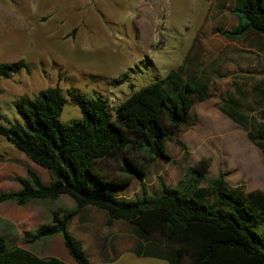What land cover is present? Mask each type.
Returning a JSON list of instances; mask_svg holds the SVG:
<instances>
[{
  "label": "rangeland",
  "instance_id": "374dc122",
  "mask_svg": "<svg viewBox=\"0 0 264 264\" xmlns=\"http://www.w3.org/2000/svg\"><path fill=\"white\" fill-rule=\"evenodd\" d=\"M234 1L0 0V63L25 60L31 68V72L22 69L0 78V126L22 121L15 106L17 99L23 95L34 98L50 86L58 85L64 92L67 101L61 120L72 123L83 117L69 94L72 88L106 100L111 110L134 90L172 70L182 69L185 75L197 70L203 76L201 69L205 68L204 75L211 79V98L195 101L192 124L174 129V139H167L172 160L147 159L138 151L126 150L97 161L95 171L109 180L124 177L126 158L144 173H131L132 182L123 195L141 198L144 188L154 197L160 180L177 186L187 168L208 159V178L222 170L233 186L244 183L247 190H264L263 151L250 139L248 129L221 110L233 104L254 119L263 118L253 87L264 79V36L223 34L238 23L240 12L232 11ZM232 99L239 101L236 104ZM175 138L187 144V157ZM0 155V191L18 190L21 185L15 177H27V167L37 170L45 182L52 179L47 169L2 134ZM207 184L208 179L201 182ZM75 207L69 195L26 205L0 203V234L7 236L10 245L40 256L56 255L60 251L56 236L26 242L25 232L36 233L41 225L51 223L55 214L63 216ZM69 230L84 239L90 260L101 244L131 250L137 240L129 222L108 224L105 212L93 206L83 208ZM153 237L163 247H174L158 233ZM130 257L126 254L115 264L156 263L149 257L130 262Z\"/></svg>",
  "mask_w": 264,
  "mask_h": 264
},
{
  "label": "trees",
  "instance_id": "16d2710c",
  "mask_svg": "<svg viewBox=\"0 0 264 264\" xmlns=\"http://www.w3.org/2000/svg\"><path fill=\"white\" fill-rule=\"evenodd\" d=\"M232 11L240 12L238 23L231 30H223L224 35L239 34V38L252 32L264 36V0H235ZM22 69L31 72L25 60L2 62L0 78ZM201 73L203 76L192 70L185 75L182 69L172 70L134 90L111 109L114 114L106 100L72 88L69 94L83 113L72 123L61 120L67 98L58 85L42 89L34 98L23 95L17 99L15 106L22 121L1 125L0 134L47 169L52 179L45 182L37 170L27 167V177H15L20 189L1 190L0 203L26 205L62 195H69L76 203L63 216L55 214L53 221L41 225L36 233L25 232L26 242L61 234L79 264H92L82 240L69 226L83 208L93 206L106 213L108 224L124 220L132 225L139 255H154L171 264H264V190H247L244 183L233 186L222 170L208 178V159L187 168L177 186L160 180L154 197L144 188L141 198L123 195L132 174L144 173L126 158L124 177L109 180L95 171L97 161L126 150L138 151L147 159L172 160L167 139H174V129L192 124L195 101L211 98V79L204 75L205 68ZM131 87L135 89V85ZM253 91L259 96L262 119H254L233 104L221 110L248 129L250 139L264 153V79L257 81ZM232 101L237 104L239 99ZM175 140L187 157V144L180 138ZM207 179L208 184L201 185ZM154 233L174 247L159 245ZM0 264L66 263L56 256L42 257L20 245H10L7 236L0 234Z\"/></svg>",
  "mask_w": 264,
  "mask_h": 264
},
{
  "label": "crops",
  "instance_id": "0c3cea01",
  "mask_svg": "<svg viewBox=\"0 0 264 264\" xmlns=\"http://www.w3.org/2000/svg\"><path fill=\"white\" fill-rule=\"evenodd\" d=\"M55 236H56V240L58 241V243L60 245V248H59L60 251L58 254L51 255V256H56V257L62 259L63 261L64 260L67 261L69 264H79L71 256L70 253H66L68 248L66 247L67 248V250H66L64 237L61 234H57ZM76 237L79 238L80 240H82L83 246H84L85 250L87 251L88 247H87L84 239L80 236H76ZM136 245H137V240H136L135 244L131 247V250H130V249H127L124 247L116 249L114 246L109 247L108 245L106 246L104 244H101L100 248L93 252L94 257L90 261L92 264H115L116 262L123 260L127 254L128 256H131L130 257L131 260H129L130 262L133 260V258L134 259H142L144 257H149L152 261L156 262L157 264H171L167 259H164L161 257H157L154 255L144 256V255L137 254L136 253ZM30 251H31V249H30ZM68 252H69V250H68ZM38 256H40V255H38ZM47 256H49V255H47Z\"/></svg>",
  "mask_w": 264,
  "mask_h": 264
}]
</instances>
